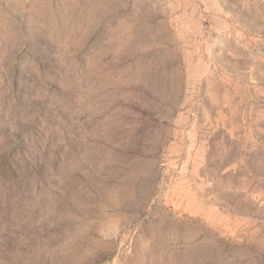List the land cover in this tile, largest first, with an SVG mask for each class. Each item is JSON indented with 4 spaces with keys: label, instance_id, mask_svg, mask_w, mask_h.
<instances>
[{
    "label": "rangeland",
    "instance_id": "1",
    "mask_svg": "<svg viewBox=\"0 0 264 264\" xmlns=\"http://www.w3.org/2000/svg\"><path fill=\"white\" fill-rule=\"evenodd\" d=\"M0 264H264V0H0Z\"/></svg>",
    "mask_w": 264,
    "mask_h": 264
},
{
    "label": "bare ground",
    "instance_id": "2",
    "mask_svg": "<svg viewBox=\"0 0 264 264\" xmlns=\"http://www.w3.org/2000/svg\"><path fill=\"white\" fill-rule=\"evenodd\" d=\"M211 207V206H210ZM215 208L214 207H211L210 208V213H209V218H213V215H214V213L212 214V212H213V210H214Z\"/></svg>",
    "mask_w": 264,
    "mask_h": 264
}]
</instances>
